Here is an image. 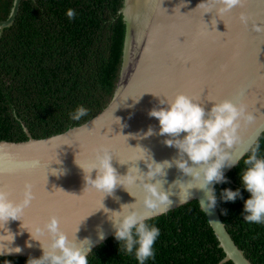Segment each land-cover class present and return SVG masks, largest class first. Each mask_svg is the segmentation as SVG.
<instances>
[{
    "label": "water",
    "instance_id": "water-1",
    "mask_svg": "<svg viewBox=\"0 0 264 264\" xmlns=\"http://www.w3.org/2000/svg\"><path fill=\"white\" fill-rule=\"evenodd\" d=\"M22 1H14L10 17L0 22L1 32L14 26ZM221 7L220 0H124L123 63L108 107L86 124L60 135L36 140L25 127L27 142H0V189L16 203L23 200L26 184L34 192L19 220L0 221V258H39L51 251L49 234L39 239L34 236L35 227H42L53 215L59 219L60 229L89 256L115 237L113 213L127 209L151 217L150 221L196 201L225 253L224 264H252L227 230L217 204L208 208L210 190L225 182L201 189V181L179 169L176 161L186 160L196 170L204 165L194 164L175 145H167L165 141L172 137L160 135L158 119L149 115L153 109L168 107L178 94L192 98L206 113L224 101L243 104L245 115L253 119L241 118L238 141L222 145L237 161L223 169L225 177L262 137L264 0H240L223 14ZM149 128L151 136L146 135ZM101 149L108 150L119 176L136 178L132 185H117L112 194H104L86 182V171L98 162ZM153 162L170 166L149 178L148 165ZM90 174L95 179L97 170ZM148 183L168 195L167 205L155 210L144 206L148 196L144 185ZM16 247L21 252L8 253Z\"/></svg>",
    "mask_w": 264,
    "mask_h": 264
},
{
    "label": "trees",
    "instance_id": "trees-1",
    "mask_svg": "<svg viewBox=\"0 0 264 264\" xmlns=\"http://www.w3.org/2000/svg\"><path fill=\"white\" fill-rule=\"evenodd\" d=\"M15 0H0V22ZM124 0H23L13 27L0 31V142L42 140L82 126L111 103L123 63ZM76 15L70 19L67 11ZM88 111L79 120L77 107ZM256 151L264 158V134L251 152L215 189L221 218L252 264H264V225L244 221V160ZM243 199L225 202V189ZM160 228L156 256L147 264H220L224 251L198 202L147 221ZM29 259L0 258V264ZM88 264H138L111 238L88 256ZM227 264H233L229 262Z\"/></svg>",
    "mask_w": 264,
    "mask_h": 264
},
{
    "label": "clouds",
    "instance_id": "clouds-1",
    "mask_svg": "<svg viewBox=\"0 0 264 264\" xmlns=\"http://www.w3.org/2000/svg\"><path fill=\"white\" fill-rule=\"evenodd\" d=\"M220 2L222 4L220 12L223 14L234 8L240 0H220ZM67 15L72 19L76 13L69 9ZM240 19L242 22L245 21L243 15ZM87 111L85 107L79 106L71 117L79 120L87 114ZM149 115L158 119L160 135L172 137L165 141L167 145H175L181 153H186L194 164L204 165L196 170L189 167L186 160L176 161L179 169L201 181L199 183L201 189L207 188L213 182H226L223 169L233 167L237 161L224 152L222 145L232 146L238 141L237 130L240 127L241 118L246 121L253 119L252 115H245L243 104L237 106L231 101H224L215 105L210 113H206L200 104L193 102L192 98L184 94L176 95L168 107L153 109ZM182 133L186 135L182 139H177ZM152 134L153 130L149 128L146 135ZM100 151L102 154L97 156L98 162L92 164L86 171L87 174L84 177L86 182L104 194H112L117 185H132L136 178L131 174L126 177L119 176L112 165L108 150ZM244 165L241 182L244 190L250 194L244 202V221L248 224L264 225V158H258L254 150L252 155L244 160ZM166 166H170L168 162L149 164L147 176L152 178L163 174ZM92 169L97 170L95 179L90 174ZM192 186L189 185V187ZM144 188L148 193L144 200V206L147 209L155 210L169 203L168 195L160 191L158 185L148 183L144 185ZM237 198L243 199L240 189L223 190L222 199L225 202H234ZM33 199L34 192L31 184L25 185L24 198L19 203L11 200L7 191L0 189V221L6 223L10 219L19 220L20 215ZM215 205L216 194L215 189L212 188L208 195V208L211 209ZM201 206L204 209L203 202ZM110 219L114 221L115 239L121 242L124 253L129 256L134 255L138 264H147L149 260L155 259V244L161 231L156 225H150L147 222L151 217L125 209L123 213H113ZM59 223V219L53 215L42 227H35L34 238L39 239L45 233L51 236V251H45L39 258H29L27 264H88L89 252L71 241L68 234L60 229ZM100 239H104L102 232ZM28 246L31 247L30 244ZM13 251L19 253L21 249L19 247L9 249L8 253L11 254ZM0 254L3 253L0 252ZM221 264H224V261H221Z\"/></svg>",
    "mask_w": 264,
    "mask_h": 264
},
{
    "label": "snow or ice",
    "instance_id": "snow-or-ice-1",
    "mask_svg": "<svg viewBox=\"0 0 264 264\" xmlns=\"http://www.w3.org/2000/svg\"><path fill=\"white\" fill-rule=\"evenodd\" d=\"M208 95H209V93H208ZM214 97H215V94H212Z\"/></svg>",
    "mask_w": 264,
    "mask_h": 264
}]
</instances>
